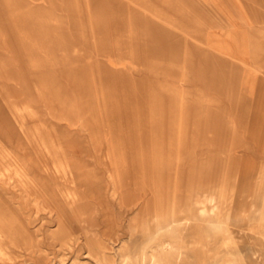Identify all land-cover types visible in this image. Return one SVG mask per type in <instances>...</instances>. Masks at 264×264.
<instances>
[{
    "label": "rangeland",
    "instance_id": "374dc122",
    "mask_svg": "<svg viewBox=\"0 0 264 264\" xmlns=\"http://www.w3.org/2000/svg\"><path fill=\"white\" fill-rule=\"evenodd\" d=\"M229 32L260 38L264 0H0V44H7L0 47V141L1 132L18 123L36 124L44 135H53L51 124L71 133L82 123L96 126L99 134L92 140L80 133L88 142L86 162L100 173L105 191L103 204L92 192L85 198L90 219L101 222L89 235L93 241L114 235L111 247H125L122 253L131 256L144 245L139 234L129 238L125 227L138 212L122 217L111 197L112 185L100 163L110 151L125 158L118 186L122 192L134 190L136 197L146 191L150 213L158 201L166 215L177 210L181 218L195 217L196 200L213 195L220 201L216 188L228 197L226 207L233 213L243 211L240 221L222 218L217 227H209L213 219L193 221L208 230V250L202 255L214 264L231 254L240 259L250 244L264 258L263 236L251 232L240 241L231 233L264 224V150L257 148V134L264 132V75L246 74L251 79L247 90L242 87L243 70L225 55L232 46ZM19 37L36 48L32 69L22 54L14 62L6 53ZM22 104L35 111L36 119L18 118L15 110ZM50 109L70 118L54 119ZM244 116L250 131L242 126ZM188 232L181 264L191 262ZM74 255L71 260L80 264H95L86 248ZM59 261L44 257L45 264Z\"/></svg>",
    "mask_w": 264,
    "mask_h": 264
},
{
    "label": "bare ground",
    "instance_id": "6f19581e",
    "mask_svg": "<svg viewBox=\"0 0 264 264\" xmlns=\"http://www.w3.org/2000/svg\"><path fill=\"white\" fill-rule=\"evenodd\" d=\"M259 35L260 38L250 40L245 34L238 37L234 32L227 33L232 46L226 49L225 55L236 67L243 70L241 84L245 90L251 75H264V34L259 32ZM211 45L209 48L212 50L213 44ZM6 46L5 43L0 44L1 48ZM12 48L6 49L8 56L16 62L20 60L18 55L22 54L25 59L23 63L32 69L31 58L37 56L36 48L28 45L21 37L17 38ZM33 72L30 74L35 73ZM246 74L250 76L247 77ZM33 87L35 91L40 92L36 80ZM22 105L24 108L17 107L15 110L19 114V117L17 115L15 117L23 120L28 114L31 119H36L35 111L29 105ZM68 108L70 112L75 113L72 107ZM58 110L59 108L55 111ZM55 111L49 110V115L54 119L62 121L70 118L67 115L64 118L55 115ZM242 120L245 131H250L245 116ZM52 126L54 125L51 124L50 130L53 135L42 134L36 124L29 128L24 123H18L12 127V130L8 128L9 130L1 132L4 140L0 141V264H45L44 257L50 255L58 258L59 264L67 259L70 264H80L78 260L71 258L82 248H86L87 255L95 264H181V245L185 242L186 231H189L187 235L189 247L186 252L191 258L189 264H214L208 256H203L208 250L210 237L208 230H200L193 221L213 219L209 227L212 224L217 227L220 225L218 221L222 218L240 221L244 214L243 211L235 214L234 210L226 207L228 197L220 188L215 189L219 202L213 195L194 202L197 206L195 217L181 218L178 215L181 211L177 210L166 215L162 213V205L157 204L158 201L154 212L150 213L151 196L148 197L146 191L139 197H136L138 195L135 196L134 190L131 189L122 192L123 186H118L122 174L118 169L120 167L124 169L125 158L107 151L100 163L105 167L112 185L111 197L116 202L122 217L125 218L128 212H138L137 217L128 221L125 227L129 238L139 234L144 244L133 256L122 253L125 247H122L121 251H116L111 247V243L117 241L114 235L108 236L107 241H93L89 238V235L95 231L94 227L99 226L101 222L92 221L87 214L86 195L91 197L93 195L101 204L105 199V191L97 179L100 173L96 172L95 168L90 170L91 165L86 162L88 142L80 137V133L86 132L88 138L92 140L99 134L96 126L91 127L82 123L78 132L75 130L74 133L68 131V128L59 130ZM260 131L257 134L259 139L257 148L258 151H263L264 132ZM180 137L185 136L182 134L178 138ZM178 143L180 144L181 141ZM12 144L18 145L11 147ZM161 167L165 169L163 163ZM131 170L136 169L133 167ZM258 170L261 171L260 168ZM252 174L251 171L247 173L243 185ZM237 191L239 193L241 188L238 187ZM233 192L234 195L236 192ZM238 199L239 196L235 195L233 201L236 202ZM205 203L210 204L209 208ZM235 206L233 205L234 208ZM260 208L263 219L264 195ZM96 232L100 233V230ZM251 232L264 237V224L256 229L241 228L231 233L237 240L243 241ZM63 251H69L71 256L64 258L66 256L64 253L59 254ZM241 251L243 254L240 259H237L235 254H231L223 264H264L263 256L253 248L252 244Z\"/></svg>",
    "mask_w": 264,
    "mask_h": 264
}]
</instances>
